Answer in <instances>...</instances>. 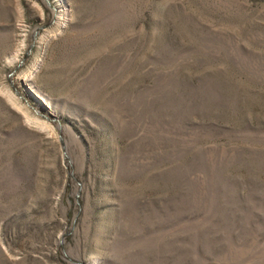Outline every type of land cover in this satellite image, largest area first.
<instances>
[{
    "label": "rangeland",
    "instance_id": "1",
    "mask_svg": "<svg viewBox=\"0 0 264 264\" xmlns=\"http://www.w3.org/2000/svg\"><path fill=\"white\" fill-rule=\"evenodd\" d=\"M0 264H264V0H0Z\"/></svg>",
    "mask_w": 264,
    "mask_h": 264
}]
</instances>
